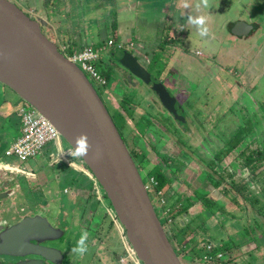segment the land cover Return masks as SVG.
Wrapping results in <instances>:
<instances>
[{"label":"rangeland","instance_id":"rangeland-1","mask_svg":"<svg viewBox=\"0 0 264 264\" xmlns=\"http://www.w3.org/2000/svg\"><path fill=\"white\" fill-rule=\"evenodd\" d=\"M10 1L31 17L37 13H45L41 10L40 0ZM198 2L199 0H74L72 4L86 5V8L94 7V11L82 17L80 14L83 9L81 8L77 13L81 17L72 21L71 18L75 13L72 6L67 20H63L61 24L43 26L42 31L58 46L59 50V39H66V37H72L71 48L88 44L99 50L100 61L96 66L105 77L106 84L101 86L92 79L89 81L117 124L122 121L118 117L120 112L132 116L133 121L137 120L138 116H142L145 110L153 114L154 118L150 120L151 122L147 118L135 121L137 130L129 128L128 131V127H121L128 148L135 146L138 138L136 135L144 136L147 127L156 131V123L159 122L165 126L166 129L161 130L158 135L156 134L157 138L150 141L154 150H151V144L143 137V141L135 147L137 152L143 150V153H146L145 147L149 150L147 158L150 162H143L142 169H139L142 180L145 182L146 175L154 168V164L164 166L162 162V159L166 158L164 154L171 158L172 161L165 173L172 183L161 195L165 201L170 194L192 195L193 188H187L183 183L186 180L190 183L195 180L198 188H202L206 174L213 183H217L216 180H218L217 184H219V180L221 181L222 186L217 185L219 187L216 189L210 186L208 189L210 199L219 200L217 205H212L215 215H209L208 202L199 203L192 207L186 216L171 219L173 222L167 223L165 230L168 235L177 231L180 225L182 226L180 221L183 220L182 218L189 221L196 216L195 219L199 218L197 223L205 220L207 224L206 227L204 226L207 229L203 227L206 237H202L201 232L197 235L193 233L196 242L204 238L212 241V244L216 246L224 243L228 245V250H225L226 256L221 263L229 261V264H264V220L254 221L253 218L256 216H251L250 209L245 214L243 207H238L233 202L232 198L235 194L227 182L222 180V178L230 180L226 171H232V169L236 171L237 167H240L237 159L238 149L230 151L229 143L239 144L236 147L239 148L249 144L253 136L252 133L248 134L249 136L246 135L242 141L234 137L242 120L245 122L243 124L245 127H250L252 119H257L260 127L256 133L260 136L262 132L264 133V113H262L264 109V0H210V7L207 9L197 8ZM59 4V1L55 4L52 2L49 7L59 8L60 11L62 8H69L66 2L58 6ZM185 4L188 7H185ZM34 8L37 13L33 11ZM199 15H205L208 18L209 34L206 37H201L197 27L189 22V17ZM238 20L253 23V26L257 27L252 36L232 39L230 26ZM167 37L174 40L172 45L168 43ZM109 39L114 41L113 46L107 45ZM129 40L131 43H127ZM120 45L122 47H119ZM137 51L147 54L151 65L148 67L149 73L163 82L181 104L188 121L190 119L189 127L184 131L180 127L172 126L171 119H167L168 115L156 114L157 110L153 105L149 107L146 104L151 102L150 97L143 100L138 92L133 88H127L122 83V76L127 74V70L118 63V58ZM1 90L0 86V115H2L1 111L10 115V118L5 120L7 127L4 126L6 122L0 126V143H5L1 160L12 172L7 175L9 181L6 186L1 188L4 192L6 190L9 192L7 198L10 197V199H0V205L3 204L0 206V220L8 223L17 221L25 215L39 213L46 216L55 226L66 229L67 235L76 233L73 245L79 239L81 232L86 230L89 233L88 252L79 260L74 258L71 264H133L127 263L130 252L124 245L126 242L124 232L121 227L117 228L114 221H111L109 214L105 215L104 212L102 215L101 211L98 214L100 218L102 216V221L99 222L101 228L96 229L94 226L93 229H88L86 227L91 223L88 219L91 213L76 216L79 213L76 212L74 215L78 223L76 227H71L72 221L68 220L65 214H71L70 210L73 207L82 211L87 194L90 192L93 195L90 191L93 187L83 184L86 191L79 193L80 198L72 197L74 188L69 178L77 180L80 175L73 169L66 168L63 172L58 171L62 177L55 176L58 164L54 165L50 162L49 157L57 149L56 142L47 143L42 148L40 156L25 162L15 157H4L5 150L17 136L20 120L18 110L23 101L16 103L21 100L12 93L11 98L15 102L12 106L5 105L1 100ZM108 99L117 107L119 106L120 112ZM138 105L140 108L134 114L133 111L138 108ZM59 142L63 149L70 148L62 138ZM252 147L255 148V145ZM155 153L162 159H157ZM240 173L241 171L238 170L237 176L232 177L230 180L232 184H235L233 181L237 183ZM261 176H264V169ZM84 180L86 179L82 176L80 183H86ZM1 186L2 183H0ZM250 186L248 187L252 195L258 198V202L254 204L256 209L263 210L264 179ZM225 188L230 191L225 193ZM101 194L104 196L103 201L106 206L111 208L102 190ZM149 196H151L150 192ZM157 198L155 201L153 199V204L158 200ZM95 201L97 202L95 196L91 197L92 210L100 208L98 205L95 206ZM220 205L221 211L228 212L227 215L218 211ZM10 211L15 212V215L7 219ZM156 213L159 215V211ZM258 225L262 228L260 229ZM253 228H255L254 231ZM249 230H252V234L247 235ZM193 234H188L187 237ZM68 242L70 243L69 239ZM61 243L57 242V244ZM171 244L175 248V244L173 242ZM122 258L124 261L121 260ZM179 260L182 264H207L197 259L186 260L181 256Z\"/></svg>","mask_w":264,"mask_h":264},{"label":"water","instance_id":"water-1","mask_svg":"<svg viewBox=\"0 0 264 264\" xmlns=\"http://www.w3.org/2000/svg\"><path fill=\"white\" fill-rule=\"evenodd\" d=\"M40 26L10 0H0V83L47 119L70 148L75 146V137L87 133L92 148L80 160L108 199L138 263L182 264L156 215L141 174L95 88L42 33ZM251 30L252 26L238 21L230 32L233 36H247ZM118 63L151 90L175 123L186 127L181 105L133 54L122 55ZM4 197L0 195V199ZM62 234L47 217L37 214L12 226L0 222V257L39 255L57 264L60 252L40 244L56 241Z\"/></svg>","mask_w":264,"mask_h":264},{"label":"trees","instance_id":"trees-1","mask_svg":"<svg viewBox=\"0 0 264 264\" xmlns=\"http://www.w3.org/2000/svg\"><path fill=\"white\" fill-rule=\"evenodd\" d=\"M167 41L170 45H172V42L174 40L169 39ZM139 108H140V106L138 105V108L133 111V112H135L134 114H136V112H137L136 110H139ZM262 113H264V109H262ZM143 114L144 115L141 116V118H145V117H148L150 115V114L148 115L146 110L143 111ZM129 117L132 118V116H129ZM119 120H122L120 127L124 126L126 118H124L123 116L122 117L120 116ZM189 121H190V119H189ZM134 123H135V125H137L135 121H134ZM244 123H245L244 120H242V124L241 125L239 124L240 128L237 131H235L234 137L238 138V139H240V141H242L246 135L249 136L248 134L252 133L253 136L251 137L249 144H246L245 146H242L239 148H236L237 145H239V144H230L229 143L230 151L238 149V154H237L238 158L237 159L239 160L238 165L240 167L239 168L237 167L236 171H234V169H232V171H226V175L228 174L230 176V177H228V179L232 180V177H236L237 171L240 170L241 173L238 176L239 179H238L237 183L235 181H233L235 184H232V182L230 180L227 181V179H225V178H222V180L227 182V185L230 187V189L235 194V196H234V198H232V200L237 206H238V204L241 203L242 205L247 204L252 209H255L256 217L253 218V220L255 221L256 219L260 220V219L264 218V208H263V210L261 208L256 209L254 204H256L258 202L257 201L258 198H255L254 194L252 195V191L250 190L249 187H251L250 186L251 184L254 185V183L256 184V183L260 182L262 179H264V176H261L262 169H264V133L262 132V136H260L256 133V130H258L260 127V124H259L257 119L256 120L252 119V125L250 127H245L243 125ZM188 125H189V122H187L186 127H189ZM119 129L120 128L118 127L117 130L119 131ZM192 130H193V128H192ZM158 133H160V130L158 131ZM121 135H122V133L120 132V136ZM142 135H141V137L139 136L140 142L142 141V137L144 138V136H142ZM253 145H255V148H253V147L251 148V146H253ZM143 147H145V146H143ZM129 152H130V155H131L138 171H139V169L140 170L142 169L143 162H146V163L149 162V160L147 158L149 150H146V147H145L146 153H143V150H141V152L140 151L137 152L136 150H134L132 152L129 151ZM156 158L158 159L157 156H156ZM136 160H138V161H136ZM170 161H172L171 158L169 156H166V158H164V163H165L164 165L166 166V168H162L159 165L155 166L146 175L147 176L146 182L143 180V183L145 185L148 184V181L151 178L155 182V185H153L152 190H150L149 188L147 189L148 195H149V192L151 193V196H149V197H150V200L152 203H153V199L155 201L156 196L160 192L163 193V191L165 189H168L171 185V179H169L165 176V172H166V169H168V167H169ZM203 176L204 175H202V177ZM240 178H242V180H240ZM244 178H246L248 181L246 182V180ZM195 179H196V177H195ZM203 180L205 182H203L202 188H198V185H197L198 183L195 182V180H193L191 183L188 180L183 182L187 186V188L191 187L194 189L192 192V195L186 194V196H185V194L180 195L178 193L177 194H170V196L165 201V203L162 206H160L159 208L157 207V205L154 202L155 205L153 204V206L156 209V211H159L160 216L157 215V213H156V215L159 218L160 223L163 226L164 230L166 229V225H167V222L169 221V219L173 220L179 215L186 214L188 209L191 208L192 206H195L197 202H201V203L202 202H208V204L210 206L207 209L209 215H213V216L215 215V212L213 211L214 209H213L212 205L213 204L217 205L219 200H212V198L210 199L208 189L210 188V186L214 187L215 189L219 186H222V185H220L221 181L219 180V184H217L218 180H216L217 183H213L211 181V179L208 178L207 174ZM230 182H231V184H230ZM217 185H219V186H217ZM228 191H230V190L226 189L225 193ZM218 211H220L221 213L224 212V211L223 212L221 211V205L219 206ZM246 212H247V210L245 209V214H246ZM223 214L227 215L228 212L223 213ZM194 221H195V223H193ZM193 222H191V223H193V225L190 223L191 226L189 224L186 227L188 229V232H185V233H182L183 232L182 229H177V231L175 230V232L168 235V232L165 230V233L169 239L170 244H171V242H173L175 244V246H174L175 248H173V246H172V248L174 249L176 255L178 257L181 256L183 258H187V259L192 260V261L196 260L200 256L202 250H204V247L206 245H208L209 243H212V241L206 240L204 238H202L200 242H196V237L193 233H195L197 235L198 232H201L202 237H203L204 233H206L205 229H207V228H205V227L207 224H206L205 220H202L200 223H197L196 220H193ZM248 227H250V226H248ZM259 227H260V229L262 228L261 225ZM250 228H252V227H250ZM256 228H258V227H256ZM254 229L255 228H253V231H254ZM251 231L252 230H249L247 235H249V233L252 234ZM188 234H190V235L193 234V236L188 238L187 237ZM226 242H228V241H226ZM228 248H229L228 245L225 243L223 245H219V246L215 245V247L213 249V253H214V255H216L219 252L225 253L226 252L225 250H228ZM229 260H232V259H229ZM232 261H234V259ZM225 263L229 264V261L219 263V264H225Z\"/></svg>","mask_w":264,"mask_h":264},{"label":"flooded vegetation","instance_id":"flooded-vegetation-1","mask_svg":"<svg viewBox=\"0 0 264 264\" xmlns=\"http://www.w3.org/2000/svg\"><path fill=\"white\" fill-rule=\"evenodd\" d=\"M21 9V8H20ZM22 10V9H21ZM26 14V13H25ZM30 14V13H29ZM28 16H30V15H28ZM31 17V16H30ZM32 19H35V20H37V18L36 17H34L33 15H32V17H31ZM40 24H41V31H42V27L43 26H45V24H44V22L42 21V20H37ZM238 21H242V20H238ZM238 21H235V22H238ZM235 22H233L232 24H231V26H230V28H232V26H233V24L235 23ZM243 22H245L246 24H248V25H250V26H252V30L250 31V33H249V35H247V36H232V39L233 38H247V37H250V36H252L253 35V33L255 32V30L257 29V27L255 28L254 26H253V23H250V22H247V21H243ZM42 33H43V31H42ZM44 34V33H43ZM48 38V37H47ZM49 39V38H48ZM167 39L169 40V39H171V38H169V37H167ZM50 40V39H49ZM50 41H52V40H50ZM53 42V41H52ZM54 43V42H53ZM56 45V44H55ZM56 47H57V49L59 50V48H58V46L56 45ZM174 50H175V47L173 46L172 47ZM171 48V49H172ZM131 54H133V56L135 57V59L137 60V62L149 73V70H148V67H150L151 65H150V62H149V59H148V56H147V54L146 53H139L138 51L137 52H133V53H131ZM165 57H166V55H165ZM150 74V73H149ZM151 75V74H150ZM155 78H157L159 81H161L158 77H155ZM122 83H124V85L127 87V88H133V90H135L136 92H138V95H139V97L141 96V97H143V100L144 99H146V97H150L151 99V102H147L146 104L147 105H149V107H151V105H153V107L157 110V112H156V114H162V115H164V116H166V115H168L169 116V114L162 108V106H161V104H160V102L158 101V99L156 98V96L151 92V90L145 85V84H143L142 82H141V80H139V78H137V77H134L133 75H131L128 71H127V74L126 75H124V76H122ZM161 83H163L162 81H161ZM0 86L2 87V90H1V92H2V102L5 104V105H13V102H15V100H13V98H11V95H12V91L10 90V89H8L6 86H4V85H2L1 83H0ZM167 88V87H166ZM145 91V92H144ZM98 94V93H97ZM99 95V94H98ZM100 97V96H99ZM101 99V98H100ZM111 99V98H110ZM110 99H108L109 101H110V103L114 106V108H116L117 109V111L118 112H120V110L118 109V107L114 104V103H112L111 102V100ZM176 99V98H175ZM20 100V99H19ZM177 100V99H176ZM22 101V100H21ZM21 101H17L16 103H20ZM101 101H102V103L104 104V106H105V108L107 109V107H106V105H105V103L103 102V100L101 99ZM179 103V102H178ZM181 105V104H180ZM182 107V106H181ZM107 112H108V110H107ZM108 114L110 115V113L108 112ZM155 114V113H154ZM144 115V114H143ZM142 115V116H143ZM148 115H149V113H148ZM119 117L121 116H123L124 118H126V122H125V125L123 126V127H128V131H129V128H130V130H137V127H136V125H135V123H134V121L133 120H131V118L128 116L127 117V115L126 114H123V113H119V115H118ZM152 116V117H151ZM110 117H111V119H112V121H113V123L115 124V126L117 127V129H118V127L120 128L119 129V131L122 133V135H121V137H122V139L124 140V142H125V139L123 138V128H121L120 126H121V122L119 121V124H117L116 122H115V120H114V117L113 116H111L110 115ZM145 118H147V119H149V121L150 120H152L153 118H154V116H153V114H150L148 117H145ZM185 118H186V121L187 122H189L188 121V119H187V115H185ZM138 119H139V121H140V119H142L141 118V116H138ZM137 119V120H138ZM167 119H171L170 120V122L172 123V126H176V127H180L177 123H175L174 121H173V119L169 116V118H167ZM137 120H135V121H137ZM151 122V121H150ZM132 123V124H131ZM157 124V129H156V131L158 132L159 130L161 131H163V130H165L166 128H165V126H163V124H161V123H156ZM187 125V124H186ZM1 126V125H0ZM181 128V127H180ZM187 127H185V129H186ZM184 128H181V130L183 131V130H185ZM1 130V129H0ZM118 131V132H119ZM147 131L148 132H146L145 134H144V139L145 140H147V142L149 143V144H151L150 143V141L152 140V139H155V138H157V135L159 134V133H157L156 131H152L150 128H148L147 127ZM120 132H119V134H120ZM157 134V135H156ZM138 138H137V141H136V143L134 144L135 146H133L132 148H128V146H127V143L125 142V144H126V146H127V148H128V150L129 151H134L135 150V147L136 146H139V142H140V138H139V135L137 134L136 135ZM159 137H161V136H159ZM142 141H143V139H142ZM5 143H0V183H2V186L0 187V195H2V196H5L4 197V200L7 198V196H8V194H9V192H7V190H6V192H4V190L3 189H1V188H3V186H6V184L8 183V181H9V178H7V175L8 174H10V172H12V170H10V169H8L7 167H6V165L3 163V161L1 160L2 159V157H1V155H2V153H3V151H4V148H3V145H4ZM153 144H151V150H154L153 149ZM155 155L158 157V159L160 160V159H162V158H160L156 153H155ZM164 156L166 157L167 156V154H164ZM136 159V158H135ZM163 161V164H165L164 163V159H162ZM136 161H138V160H136ZM150 162V161H149ZM148 162V163H149ZM157 165H159V166H161L162 168H164V166L163 165H161V164H154V167L155 166H157ZM170 166V165H169ZM168 170V169H167ZM7 199H10V197L9 198H7ZM6 199V200H7ZM3 205V204H2ZM2 205H0V206H2ZM21 211H23V209L21 208ZM10 213V215L9 216H7V219H10V216L11 215H15V212H12V211H10L9 212ZM34 215H36V213L34 214ZM34 215H25V216H23L22 218H20L19 220H15V221H11V222H8V223H3L1 220H0V222L1 223H3V224H8L9 226H12L13 224H15V223H17V222H19L21 219H23L24 217H26V216H34ZM37 215H41V214H39V213H37ZM68 214H66L65 215V217H68V220H70V221H72V223H71V227H76L77 226V223H78V220L76 219V217L74 216V217H72V216H67ZM43 216V215H42ZM46 217V216H45ZM1 219V218H0ZM3 219V218H2ZM73 219V220H72ZM49 220V219H48ZM6 221H9V220H6ZM50 221V220H49ZM86 221V220H85ZM51 222V221H50ZM51 223H53V222H51ZM75 223V224H74ZM54 225V224H53ZM54 227H56V228H59V229H61L62 230V232H63V234H62V236L60 237V238H58L56 241L57 242H62L61 244H57V242H56V244H53V243H55V241H51V242H43V243H41L40 245L41 246H43V247H47V248H52V249H56V250H58L59 252H60V254H61V257L59 258V262L57 263V264H71L72 263V261H73V259L75 258V259H81V255H79V254H76V253H72L71 252V248L74 246L72 243H74L73 241H74V236H75V234L76 233H73V234H69L68 233V235H67V233H66V229H64L63 227L61 228V227H57V226H55L54 225ZM87 228V227H86ZM89 229V228H88ZM251 233H249V235H250ZM68 239H69V241H70V243L68 242ZM61 240H64V241H61ZM64 243H67V244H64ZM125 247H126V249H128L129 250V252H130V256L127 258V263H129V260H131L132 261V263L133 264H140V263H138L137 262V260L135 259V257H134V255H133V253H132V251H131V249H130V246L127 244V242H125ZM64 249H67L68 250V254H67V250H64ZM35 262V263H43V264H52V263H50V262H48L47 260H45L44 258H42L41 256H39V255H26V256H23V257H4V256H1L0 257V263L1 264H16V263H24V262ZM53 264H55V263H53Z\"/></svg>","mask_w":264,"mask_h":264},{"label":"built area","instance_id":"built-area-1","mask_svg":"<svg viewBox=\"0 0 264 264\" xmlns=\"http://www.w3.org/2000/svg\"><path fill=\"white\" fill-rule=\"evenodd\" d=\"M127 43H131L129 40ZM61 54L70 62L74 63L79 69L98 85L104 86L106 79L98 71L96 64L100 61V53L98 49L93 48L91 45H83L78 48H71V45L66 41L59 43ZM108 46H113L114 41L109 39ZM119 47H122L121 45ZM19 120V134L9 145L4 152V157H15L21 162H25L30 158L40 156L42 148L49 142H58L60 135L55 127L43 116H41L33 107L25 102H22L18 110ZM155 185L154 180L151 178L148 184L145 185L146 189H150ZM161 192L156 196L158 197L157 207L159 208L165 203L164 197ZM154 204V205H155ZM167 212V211H166ZM166 214V213H165ZM172 220L169 219V223ZM167 222V223H168ZM173 222V221H172ZM168 223V224H169ZM215 245L209 243L204 247L198 261L209 264H219L225 258V253L219 252L216 255L213 253ZM124 261V259H121Z\"/></svg>","mask_w":264,"mask_h":264},{"label":"crops","instance_id":"crops-1","mask_svg":"<svg viewBox=\"0 0 264 264\" xmlns=\"http://www.w3.org/2000/svg\"><path fill=\"white\" fill-rule=\"evenodd\" d=\"M57 1H59V3H60L58 6L62 5V3H64V2H66L69 5V8L68 9L67 8H62V11H60L59 8H56V7H52L51 8V6L49 7V4L50 3L53 2V4H55V2H57ZM72 1H74V0H40V3L42 4V8H43V9L41 8V10H43V12H45V13H37L36 12V8H34L33 11L35 10V12L37 13L35 15L37 17V20H42L44 22V24H46L45 26H47V25L50 26L52 24H61V22H63V20L64 21L67 20L68 19V15H69L68 12H71L70 9H71L72 6H74L73 7V10L75 11V13L73 14V16L71 18L72 21H74L75 18H79L81 16L84 17L88 13L91 14V12L94 11V7H92V8H86L87 7L86 5H81V6L75 5V4H72ZM107 6H111V5L110 4H107ZM47 7H49V8L47 9ZM81 8L83 9V11L80 14L81 16H79L77 13H78V10H81ZM70 15H71V13H70ZM57 22H59V23H57ZM59 41L60 42L66 41L70 45H72V43H73L72 37H68V38L66 37V39L62 38L61 40L59 39ZM85 45H87V44H85ZM80 46H83V45H80ZM1 112H2V115H0V117H1V119H0L1 120L0 121V125L3 122H6L5 121L6 119L10 118V115H8V113H4L5 111H1ZM5 115H8V116L5 117ZM4 126L7 127V122L5 123ZM9 127L11 129L13 128L11 125ZM18 134H19V125H18L17 135ZM12 142H13V140H12ZM56 147H57V149H55V152L49 157L50 158V162H52L54 165L55 164H58L57 165L58 166V169H56L55 176L56 177H62V174H60V172H58V171L63 172L64 169H66V168L73 169L75 172L79 173V175H80V178L77 179L78 181L77 180H73L72 178H69L70 179V183H72V187L74 188V190L72 189V197L77 199L78 196H79V193L86 191L85 190L86 187L82 186L83 184H86V186L88 184L89 186H92L93 187V188L90 189V191H91V193L93 195H91L90 192L87 194L86 201L84 202V206H83L84 208L82 209V211H78V210H76L77 209L76 207H73L72 210H70V213L71 214H69V215L72 216V217H74L75 216L74 214L76 212H79V213H77L76 216H82L83 213H86L87 215H90V213H91V217L89 216V218H88V219L91 220V223L88 224V227L87 228L93 229L92 227L96 226V229H99V228H101V225L99 224V222L102 221L101 220L102 216L100 218V216L98 214L102 211L103 213H101V214L103 215L104 212H105V215L106 214H109V216L111 218V221H114L116 223V225H117V228L120 229V227L117 224L116 218H115V216L113 214L112 208H108L106 206V204L104 203V201H103V197L104 196L101 194V190H100L99 185L94 180V178L92 177L91 173L85 168V166L83 165V163L81 162V160L80 159H75L73 161V163H72V166L70 167V163L72 161V157L67 153V151L70 148L63 149V147H62V145H60V142L59 141L56 142ZM46 155L48 156L49 154H46ZM49 165H47V166H49ZM51 167L53 168V166H51ZM57 173H58V176H57ZM82 176H83V178L86 179V180H84V181H86V183H80V181H82ZM165 176H166V173H165ZM193 190H192V192H193ZM64 192L67 193L66 190H64ZM73 193H75V194H73ZM94 196L97 199V202L95 201V203H96L95 206H97V205L100 206V208L99 209H96V210L95 209L92 210V208H91L92 205L90 203L91 197H94ZM79 198H80V196H79ZM99 202H100V204H98ZM89 203H90V205H89ZM199 203H201V202H197L196 205L199 204ZM241 206L243 207L244 211H245V209L247 211H248V209H250V211L252 212V215L251 216H256L255 209H252L247 204L246 205L245 204L242 205L240 203V206L238 205V207H241ZM192 207H194V206H192ZM191 208L188 209V211H187L186 214L179 215L176 218L186 216L189 213V211H190ZM200 214H201V212H200ZM69 215H67V216H69ZM195 218H196V216L194 218H192L191 220H189V221H187L184 218H182L183 220H180L182 226L180 225L177 229H182V231H183L182 233L188 232V229L186 227L191 222H193V220L199 221V218L198 217H197V219H195ZM262 219L264 220V218H262ZM205 234L206 233H204L203 237H206L207 236ZM208 237H210V236H208ZM124 242H125V240H124ZM184 259L189 260L187 258H184ZM129 262H132V261L129 260Z\"/></svg>","mask_w":264,"mask_h":264},{"label":"clouds","instance_id":"clouds-1","mask_svg":"<svg viewBox=\"0 0 264 264\" xmlns=\"http://www.w3.org/2000/svg\"><path fill=\"white\" fill-rule=\"evenodd\" d=\"M184 6L188 7L187 4H185ZM201 7L205 9L209 8L210 0H199V2L197 3V8H201ZM207 19L208 18L205 15L189 17V22L197 27L199 35L201 37H206L209 34ZM91 148L92 145L89 142V137L87 133H81L79 136L75 137V146L71 147L67 151V153L72 157L70 167L72 166V163L75 159H83L84 157L88 156ZM99 155H100L99 150H97L96 157L98 158ZM88 239H89V233L86 230L82 231L79 239L76 241L75 245L71 248V252L79 254L81 256L86 254L88 252V244H87Z\"/></svg>","mask_w":264,"mask_h":264}]
</instances>
